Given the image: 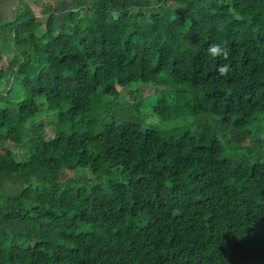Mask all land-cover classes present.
I'll use <instances>...</instances> for the list:
<instances>
[{
	"label": "trees",
	"instance_id": "trees-1",
	"mask_svg": "<svg viewBox=\"0 0 264 264\" xmlns=\"http://www.w3.org/2000/svg\"><path fill=\"white\" fill-rule=\"evenodd\" d=\"M52 1L0 20V264H264V0Z\"/></svg>",
	"mask_w": 264,
	"mask_h": 264
},
{
	"label": "rangeland",
	"instance_id": "rangeland-1",
	"mask_svg": "<svg viewBox=\"0 0 264 264\" xmlns=\"http://www.w3.org/2000/svg\"><path fill=\"white\" fill-rule=\"evenodd\" d=\"M19 1L17 0V3ZM28 1L33 3L32 8L36 12L37 18L40 21H42V19H43V17H41V10H42L41 5L44 4V3H52L53 2L52 0H28ZM58 1H61V0H58ZM9 2L13 4L15 2V0H9ZM36 3H37V5H34ZM15 15H14V12H13V9H12L11 13L9 14V16L4 18L2 20V22L12 21L15 18ZM1 18H3V17L1 16ZM5 38L6 39L4 41L0 42V53L4 57V60L2 62H0V68L2 67V64H5V63L7 64V62L12 58V54H13V51H14L13 43L8 40V36H5ZM142 88L144 89V92H145L144 100H145V104H146V107H147V108L144 109L143 112L147 113V111L150 109V107L155 106L156 103H157V95H156V90H155L157 88V86L148 85V86H142ZM130 90L131 89L121 90L123 99H126V97H127L128 93L130 92ZM38 104L40 106V113L37 116L35 122L43 121L45 124L48 125L49 123L52 122V120L47 118V113H46L47 104H46L45 99L44 98H38ZM143 118L145 119L146 124H149V125H151V124L152 125L161 124L160 123V119L157 116H155L154 114H152V113L144 114ZM33 125H34V122H29L28 127L32 128ZM165 126L166 125H164V127ZM52 130H53L52 126L50 127V125H48V131L50 132ZM8 146L11 147V148L13 147L12 144H8ZM86 177H87V180L88 179L92 180L93 176L90 177V175H86ZM83 178H85V176L82 175L81 178H76L75 177L73 180H68L67 181V185L68 186H73V188H76L78 186H86V184L91 183V182L86 181ZM92 182H93V180H92Z\"/></svg>",
	"mask_w": 264,
	"mask_h": 264
},
{
	"label": "clouds",
	"instance_id": "clouds-1",
	"mask_svg": "<svg viewBox=\"0 0 264 264\" xmlns=\"http://www.w3.org/2000/svg\"><path fill=\"white\" fill-rule=\"evenodd\" d=\"M208 55L210 58H224L227 59L228 58V49L226 46L225 42H220V43H213L208 47ZM218 72L221 76H227L230 72V67L228 65H221L218 68Z\"/></svg>",
	"mask_w": 264,
	"mask_h": 264
},
{
	"label": "crops",
	"instance_id": "crops-1",
	"mask_svg": "<svg viewBox=\"0 0 264 264\" xmlns=\"http://www.w3.org/2000/svg\"><path fill=\"white\" fill-rule=\"evenodd\" d=\"M25 5H30L32 7L33 3H31L28 0H20L18 3H17V0H15L13 4L10 3L9 0L0 2V20L2 21L4 18L8 17L12 9H13L14 15L17 14L18 10L22 6H25ZM34 5H37V3ZM1 16L3 18H1Z\"/></svg>",
	"mask_w": 264,
	"mask_h": 264
}]
</instances>
